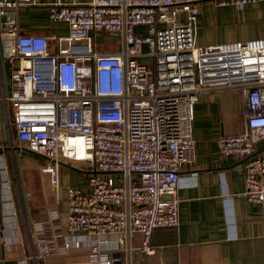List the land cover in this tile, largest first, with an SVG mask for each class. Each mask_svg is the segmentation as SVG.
Listing matches in <instances>:
<instances>
[{"label":"built area","instance_id":"1","mask_svg":"<svg viewBox=\"0 0 264 264\" xmlns=\"http://www.w3.org/2000/svg\"><path fill=\"white\" fill-rule=\"evenodd\" d=\"M203 1L0 0L5 131L15 133L13 149L45 159L41 169L55 189L63 162L88 173L86 186L67 184L66 192L68 231L94 236L90 264H117L111 249L137 232L150 253L153 230L178 224L181 169L196 152L195 105L215 87L241 90L245 128L221 135L218 145L222 155L243 159L245 197L262 205L264 217V154L255 148L264 137V37L198 43ZM42 5L66 31L23 30L21 9ZM111 35L117 48L105 47Z\"/></svg>","mask_w":264,"mask_h":264},{"label":"crops","instance_id":"2","mask_svg":"<svg viewBox=\"0 0 264 264\" xmlns=\"http://www.w3.org/2000/svg\"><path fill=\"white\" fill-rule=\"evenodd\" d=\"M48 13L44 5L22 8L19 20L23 30H67L65 23H51ZM196 34L201 44L264 37V0L243 6L203 1ZM243 111L237 87H215L199 95L193 120L195 158L183 165L178 187L179 222L153 230L151 244L155 250L150 253L140 249V232L126 240L123 247L112 248L110 255L118 257L117 264H264L263 207L245 197L243 159L222 155L218 145L221 135L244 130ZM8 135L0 101V264H90L89 248L94 236L67 228L66 185L72 184L71 170L75 166L66 162L60 165L58 189L42 169L40 178L18 182L13 170L19 174L24 155L33 153L13 149L16 139ZM4 139L8 145H4ZM255 148L264 154V137ZM87 184L88 178L84 186ZM31 223L41 238L35 248L38 258L34 257L30 240ZM107 237L110 245L117 244V234ZM68 240L71 245L66 247Z\"/></svg>","mask_w":264,"mask_h":264},{"label":"rangeland","instance_id":"3","mask_svg":"<svg viewBox=\"0 0 264 264\" xmlns=\"http://www.w3.org/2000/svg\"><path fill=\"white\" fill-rule=\"evenodd\" d=\"M23 13L26 15V12L23 11ZM107 43L105 44L106 48L109 49H114L117 48V45H119L118 39L114 36H109L107 37ZM9 137L15 136V133H9ZM15 138V137H14ZM9 142L11 141L10 138ZM4 145H8V140L4 139ZM6 143V144H5ZM15 145L17 144L16 142L14 143ZM13 160V158H11ZM16 161V160H15ZM44 162V158L34 155V154H29V155H24V162H23V167H22V173H23V179H21V173L18 174V170H13L14 175L17 177L16 180L18 179V182L24 180L28 181L29 179L37 176V179L40 178L41 173V163ZM14 164V160L12 162ZM14 168V167H13ZM72 184L76 186H84L85 180L88 178L87 173L82 170L79 167H74L72 168Z\"/></svg>","mask_w":264,"mask_h":264},{"label":"water","instance_id":"4","mask_svg":"<svg viewBox=\"0 0 264 264\" xmlns=\"http://www.w3.org/2000/svg\"><path fill=\"white\" fill-rule=\"evenodd\" d=\"M6 81H7V76H6ZM16 148H17V149H19L20 147H19V146H17ZM32 153H34V154H36V155H39V156H40V154H39V153H35V152H32ZM19 164H20V160H19ZM20 173H21V177L23 178V173H22V171H21ZM23 187H24V193H25V195L27 196V194H26V190H25V184H24V182H23ZM27 209H29L28 201H27Z\"/></svg>","mask_w":264,"mask_h":264},{"label":"flooded vegetation","instance_id":"5","mask_svg":"<svg viewBox=\"0 0 264 264\" xmlns=\"http://www.w3.org/2000/svg\"><path fill=\"white\" fill-rule=\"evenodd\" d=\"M19 150H20V151H23L22 149H19ZM12 157H13V156H12ZM16 157H17V155L14 156V159L16 160V162H18V157H19V159H22V156H21L20 153H19L17 159H16Z\"/></svg>","mask_w":264,"mask_h":264},{"label":"bare ground","instance_id":"6","mask_svg":"<svg viewBox=\"0 0 264 264\" xmlns=\"http://www.w3.org/2000/svg\"><path fill=\"white\" fill-rule=\"evenodd\" d=\"M78 153H79V155H82L84 153L83 148H79Z\"/></svg>","mask_w":264,"mask_h":264}]
</instances>
